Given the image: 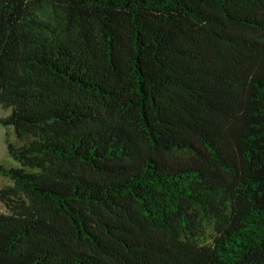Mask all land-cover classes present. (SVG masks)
<instances>
[{"label":"trees","instance_id":"1","mask_svg":"<svg viewBox=\"0 0 264 264\" xmlns=\"http://www.w3.org/2000/svg\"><path fill=\"white\" fill-rule=\"evenodd\" d=\"M0 264H264V0H0Z\"/></svg>","mask_w":264,"mask_h":264},{"label":"rangeland","instance_id":"2","mask_svg":"<svg viewBox=\"0 0 264 264\" xmlns=\"http://www.w3.org/2000/svg\"><path fill=\"white\" fill-rule=\"evenodd\" d=\"M9 111H4L0 108V118L7 117L9 115ZM8 131L0 126V166H4L6 168L17 167L18 163L9 156L7 151V140L14 142L15 138L13 135H9L7 138ZM9 185V181L0 176V188ZM6 213L5 207L0 202V214Z\"/></svg>","mask_w":264,"mask_h":264}]
</instances>
